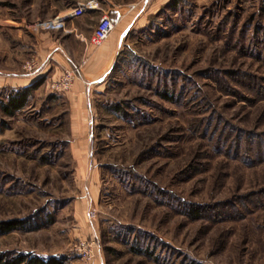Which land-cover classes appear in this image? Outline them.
I'll return each instance as SVG.
<instances>
[{
  "label": "rangeland",
  "instance_id": "rangeland-1",
  "mask_svg": "<svg viewBox=\"0 0 264 264\" xmlns=\"http://www.w3.org/2000/svg\"><path fill=\"white\" fill-rule=\"evenodd\" d=\"M90 1L0 0V254L264 264V0H110L134 19L111 68L64 90L68 22L32 25Z\"/></svg>",
  "mask_w": 264,
  "mask_h": 264
},
{
  "label": "crops",
  "instance_id": "crops-1",
  "mask_svg": "<svg viewBox=\"0 0 264 264\" xmlns=\"http://www.w3.org/2000/svg\"><path fill=\"white\" fill-rule=\"evenodd\" d=\"M103 7L110 11V18L116 27L128 29L132 26L134 19L129 20L130 5H122L110 0ZM134 4H131L133 6ZM136 5V4H135ZM112 7V8H111ZM114 16V19H113ZM81 19V18H79ZM77 19V20H79ZM66 34H61L62 41L56 47L57 56L61 59L62 65L68 70H72L80 80L95 79L104 76L111 68L117 54L120 42V35L115 32L99 47L90 44V37L85 38L86 34L77 28L73 21L68 22ZM72 41V42H70ZM57 42V41H56ZM74 43L78 47V54H70V46ZM79 86H75L78 90Z\"/></svg>",
  "mask_w": 264,
  "mask_h": 264
},
{
  "label": "built area",
  "instance_id": "built-area-1",
  "mask_svg": "<svg viewBox=\"0 0 264 264\" xmlns=\"http://www.w3.org/2000/svg\"><path fill=\"white\" fill-rule=\"evenodd\" d=\"M87 10H97L100 12L97 24L93 30V33L90 37V44L99 47L101 46L108 37L113 33L115 29V24L110 18V11L109 10H102L97 7L96 0L90 1L86 5H78L74 9L70 10L68 13L58 15L54 17L53 19L47 20V21H38L34 25H32V28L35 29H60L63 27L67 22L81 17ZM32 68H29L31 70ZM75 76V72L72 70H65L64 72V80H63V88L64 90H67L72 85L73 78ZM53 89L59 90V88H55V86H52ZM57 87V86H56ZM89 216L92 218L94 217V212H89ZM82 244V243H80ZM83 245V246H82ZM81 246L84 247V244ZM87 248H90L87 246ZM85 250V249H84ZM91 251V250H90ZM90 258V256H89Z\"/></svg>",
  "mask_w": 264,
  "mask_h": 264
},
{
  "label": "trees",
  "instance_id": "trees-1",
  "mask_svg": "<svg viewBox=\"0 0 264 264\" xmlns=\"http://www.w3.org/2000/svg\"><path fill=\"white\" fill-rule=\"evenodd\" d=\"M35 84L27 88L19 89L16 93H12L7 98L6 105L3 106L4 112L6 114H12L17 111L22 110L28 100V96L33 89H35ZM256 95L264 97V89L260 88L254 92ZM260 196L264 198V189L261 190ZM21 221L13 220L8 222H0V234H8L15 230L20 229ZM66 259L64 256H50L48 258H43L40 256L30 255V254H12V253H1L0 254V264H65Z\"/></svg>",
  "mask_w": 264,
  "mask_h": 264
}]
</instances>
